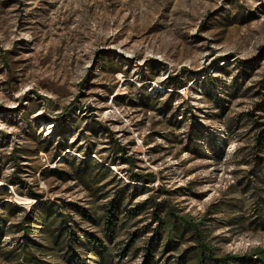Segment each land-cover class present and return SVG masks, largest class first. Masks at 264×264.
<instances>
[{"label": "rangeland", "instance_id": "obj_1", "mask_svg": "<svg viewBox=\"0 0 264 264\" xmlns=\"http://www.w3.org/2000/svg\"><path fill=\"white\" fill-rule=\"evenodd\" d=\"M261 86L264 0H0L3 245L22 239L13 226L25 213L5 221L9 204L29 210L71 203L101 222L123 189L114 264H146L142 249L152 241L158 252L151 264H194L186 258L196 246L190 233L163 253L158 204L166 217L175 210L207 219L201 228L220 255L264 250L253 175L256 121L264 124ZM61 130L70 164L59 156ZM80 148L113 170L93 190L57 173H74ZM135 173L156 179L137 181ZM227 201L236 208L215 214ZM235 216L243 224L229 223ZM82 225L99 234L94 222Z\"/></svg>", "mask_w": 264, "mask_h": 264}, {"label": "trees", "instance_id": "obj_2", "mask_svg": "<svg viewBox=\"0 0 264 264\" xmlns=\"http://www.w3.org/2000/svg\"><path fill=\"white\" fill-rule=\"evenodd\" d=\"M246 62H242L245 64ZM221 70L228 73L227 67H221ZM207 79L214 87H218L217 80L214 75L209 74ZM262 91L264 86H261ZM263 93V92H261ZM264 96V93H263ZM260 108V106H259ZM260 130L255 134L254 154L255 168L253 175L258 181L254 197L258 203V215L264 217V124L256 121ZM101 127V126H100ZM64 131L57 132L58 143L61 144L60 154L65 162L70 164V158L64 154L65 146L69 145L64 142ZM121 155L126 152V148L118 145ZM82 159L73 158L72 162L77 169L73 172L66 170H58L60 177L67 181L74 176L77 180L83 182L88 190H93L96 184H101L107 180L113 170L109 165L97 162L91 150L79 149ZM126 163L134 166L133 159L129 157L123 158ZM78 164V165H77ZM46 172H41L45 174ZM137 181H145L146 183L154 182L156 175L154 173L134 174ZM115 199L108 204V208L104 210L103 220L96 222L95 218L87 211H83L80 206L68 203L55 208L52 203L43 204L40 207H31L29 210H23L15 204L6 206L9 215L4 218L5 221L11 222V217L18 213H25L22 221L15 224L13 228L16 233L22 234V239L16 243L14 248L8 249L3 245V238L6 232L0 228V258L8 261H16V264H114L109 257L112 256L111 242L116 238L118 227L121 226L120 215L124 210V202L126 201L127 192L120 190L115 194ZM155 211V220L158 223L157 235L161 238L163 235L164 248L163 253L177 249V241L183 233H190L196 246L193 247L187 259L194 261V264H264V250L256 249L245 255L216 253L211 243L206 240L204 226L207 219L197 222L189 215H178L175 210H170L167 217L163 215L162 204H158ZM235 205L232 201L221 202L217 212L234 210ZM70 209V210H69ZM67 211V212H66ZM71 214H79L83 219L76 221ZM238 216L232 217L229 223L240 226L243 224L238 220ZM84 220V221H82ZM85 221L94 222L97 225L98 233L92 234L84 229L82 224ZM42 238L38 240L33 235ZM132 242L133 238H132ZM131 245V244H130ZM147 256V263L151 264L155 261L157 246L154 242L148 243L142 249ZM49 255L57 256V261L48 260ZM123 258L130 255L125 250L121 252Z\"/></svg>", "mask_w": 264, "mask_h": 264}]
</instances>
